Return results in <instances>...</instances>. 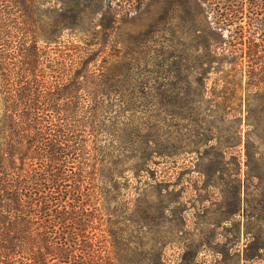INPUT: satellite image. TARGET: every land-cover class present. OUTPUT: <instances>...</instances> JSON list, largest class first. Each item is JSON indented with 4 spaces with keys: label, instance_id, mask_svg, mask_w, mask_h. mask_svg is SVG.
<instances>
[{
    "label": "rangeland",
    "instance_id": "374dc122",
    "mask_svg": "<svg viewBox=\"0 0 264 264\" xmlns=\"http://www.w3.org/2000/svg\"><path fill=\"white\" fill-rule=\"evenodd\" d=\"M92 1L80 30H60L50 45L40 37L38 46H88L90 39L113 46L97 67L109 82L104 106L113 123L101 144L111 162L100 168L113 174L105 206L114 212V232L124 214L138 264H153L158 251L164 264H264V84L257 87L264 46L228 62L221 54L228 32L218 39L196 0L122 1L118 15H107L106 31L99 19L110 0ZM48 4L71 1L43 0L35 16L41 31ZM90 19L96 32H87ZM251 64L260 68L256 75ZM135 131L144 148L160 152L136 172L127 169L136 163ZM126 134L132 141L123 147Z\"/></svg>",
    "mask_w": 264,
    "mask_h": 264
},
{
    "label": "trees",
    "instance_id": "16d2710c",
    "mask_svg": "<svg viewBox=\"0 0 264 264\" xmlns=\"http://www.w3.org/2000/svg\"><path fill=\"white\" fill-rule=\"evenodd\" d=\"M42 1L0 0V264L143 263L130 254L126 217L120 214L114 232V212L105 206L113 174L109 167L101 171L100 165L111 162L101 138L113 121L104 106L109 82L97 66L98 57L107 58L113 46H92V39L88 46H38L40 37L50 45L59 42L60 30H80L94 11L92 0H70L58 9L48 4L41 31L35 16ZM122 1L131 0H110L99 19L101 31L110 28L107 15H118ZM196 3L212 18L218 39L228 32L221 47L228 62L264 46V0ZM95 26L90 19L87 32H96ZM259 69L249 65L250 74ZM261 83L264 78L257 87ZM199 86L203 98L206 82ZM134 135L136 163L127 169L147 170V156L160 152L144 148L137 141L140 132ZM127 136H121L123 147L132 141ZM163 260L161 251L151 258L153 264Z\"/></svg>",
    "mask_w": 264,
    "mask_h": 264
}]
</instances>
